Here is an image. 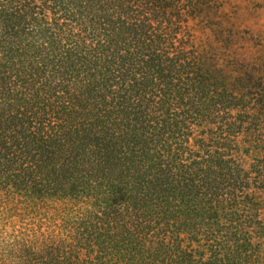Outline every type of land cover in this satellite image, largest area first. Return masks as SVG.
Segmentation results:
<instances>
[{
    "label": "trees",
    "instance_id": "trees-1",
    "mask_svg": "<svg viewBox=\"0 0 264 264\" xmlns=\"http://www.w3.org/2000/svg\"><path fill=\"white\" fill-rule=\"evenodd\" d=\"M222 3L0 0V264H264V55Z\"/></svg>",
    "mask_w": 264,
    "mask_h": 264
},
{
    "label": "rangeland",
    "instance_id": "rangeland-1",
    "mask_svg": "<svg viewBox=\"0 0 264 264\" xmlns=\"http://www.w3.org/2000/svg\"><path fill=\"white\" fill-rule=\"evenodd\" d=\"M224 36L237 44H250L252 52L264 55V0H222ZM229 29V30H228ZM214 33L213 38L219 37Z\"/></svg>",
    "mask_w": 264,
    "mask_h": 264
}]
</instances>
